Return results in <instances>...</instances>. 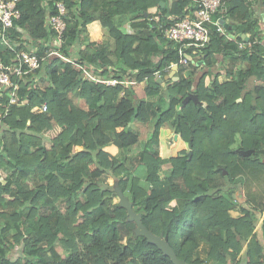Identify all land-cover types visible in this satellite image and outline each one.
I'll use <instances>...</instances> for the list:
<instances>
[{"label": "trees", "instance_id": "trees-1", "mask_svg": "<svg viewBox=\"0 0 264 264\" xmlns=\"http://www.w3.org/2000/svg\"><path fill=\"white\" fill-rule=\"evenodd\" d=\"M59 1L67 27L55 43L50 18L59 13ZM190 1L18 0L21 16L6 39L0 35V59L15 65L22 50L43 59L38 68L12 75L17 102L10 103L13 87L0 86V175L12 169L0 180V264H133L138 257L142 264H175L137 233L128 206L114 201L120 193L190 264H235L245 242L246 264H264L256 230L261 215L248 204L251 194L241 215L231 212L242 182L237 175L244 173L249 190L264 179V34L252 0H224L225 31L210 25V42L196 53L186 50L191 59L179 65V79L158 82L180 59L163 26L169 16H185ZM96 19L107 29L101 42L89 37L88 24ZM239 26L249 40L229 38ZM218 53L241 66L226 71L229 80L216 72L207 84ZM203 54L206 71L187 75ZM140 74L150 84L145 98L131 83ZM113 78L114 85L101 81ZM149 119L154 138L137 161L105 149L114 144L123 153L139 141L131 127ZM167 122L188 149L164 173L168 159L155 146ZM56 126L57 134L44 135ZM261 229L264 236V218Z\"/></svg>", "mask_w": 264, "mask_h": 264}, {"label": "built area", "instance_id": "built-area-1", "mask_svg": "<svg viewBox=\"0 0 264 264\" xmlns=\"http://www.w3.org/2000/svg\"><path fill=\"white\" fill-rule=\"evenodd\" d=\"M195 1L197 8L193 15L173 16L163 26L165 36L174 41L178 46L180 55L178 64L183 66L188 65L191 59V55L186 52L188 48L192 49L193 53H196L197 50L210 42V25H215L220 31H225V26L221 22L225 13L224 0ZM17 3L18 0H0V35L4 39H6L5 35L7 31L14 26L15 21L21 16ZM57 6L59 13L50 18L51 25L57 33V37L54 40L55 43H58L62 38L67 27L66 21L62 16L66 12V6L62 1H59ZM218 12H221V15H217ZM155 18L159 21L161 17L158 14L155 15ZM55 53H58V51ZM42 59L43 57L36 50H22L18 52L15 65L7 64L0 59V86L3 89L13 87L9 91L10 103L18 101L16 95L18 86L13 82L12 75H20L25 71L28 72L38 68ZM101 81L114 85L118 82V79H102ZM41 109L43 111L48 109L46 101L42 103Z\"/></svg>", "mask_w": 264, "mask_h": 264}, {"label": "crops", "instance_id": "crops-1", "mask_svg": "<svg viewBox=\"0 0 264 264\" xmlns=\"http://www.w3.org/2000/svg\"><path fill=\"white\" fill-rule=\"evenodd\" d=\"M149 1H153V0H149ZM162 5L164 3H161ZM252 7H253V10L255 12V14L257 15L258 19H259V23H260V28L262 29V32L264 34V3L261 1V0H252ZM197 8V5H196V1L195 0H191L190 1V4L187 8V13L186 14H191L193 15L195 10ZM151 11L155 12L156 11V7H152L151 8ZM157 13V14H156ZM160 15L161 17V14L160 12H155V15ZM155 15L153 16V18L158 21L156 18H155ZM173 16H169L168 17V20L169 18H171ZM167 20V21H168ZM225 22H229L230 23V20L227 19ZM158 25L161 27V25L163 26L162 22L158 21L157 22ZM129 25V24H128ZM130 28V27H129ZM106 28H104L101 24H100V21L98 19L92 21L90 24H88V32H89V37L91 40H95L97 42H101L103 41L105 35L107 34V29L105 31ZM235 33H228V36L230 39L236 41L237 40V36L239 34H242L244 33L243 32V29L241 26L239 27H236L235 28ZM246 34V40H247V37L250 38V34L249 33H245ZM264 39V38H263ZM264 41V40H263ZM243 44V42H239V45L241 46ZM204 55V54H203ZM202 55V56H203ZM203 58V57H202ZM198 60H201V59H198ZM197 60V61H198ZM196 61V60H195ZM197 61L195 62L197 64ZM205 64L204 63H200V64H197L198 66L200 67H197V68H191V69H188L185 71V73L188 75V74H192L193 76H197L199 73L203 72V71H206V68H203L202 66ZM239 66H241V62L238 61V62H232V60H230V58L228 56H224L222 55L221 53H218L216 54V61L213 65V67L211 68V71L213 72L212 74L208 75L207 78H206V83L209 84L211 83L212 79L214 78L216 72L220 73L221 76L220 78L223 79V80H229L230 78L227 76L226 74V71L227 70H231L233 72H235V70H237L239 68ZM197 69V70H196ZM246 69L248 70L249 68L246 67ZM196 70V71H195ZM173 69H172V66L170 69H168L167 73L165 74L164 77H161L159 76L157 78V81L158 82H162L163 80H168V79H172L171 77V73H172ZM177 72H178V69L175 70L174 74L173 75H176V76H179L177 75ZM185 74V75H186ZM160 78L162 80H160ZM173 80V79H172ZM141 83V84H146L147 86L143 85L144 86V89H148L150 87V84H149V81H148V77L147 75H136L135 78H133V81H131V83L134 84V87H135V91L137 93V96L140 97V98H143L141 97L139 94H138V89H137V85L138 83ZM252 82H255V83H259L260 80L259 79H255V78H252ZM165 83H163L164 85ZM167 85V83H166ZM164 85V86H166ZM146 95V94H145ZM145 98V96H144ZM241 100V98L239 99ZM139 127H141V124L140 126L136 127V129L139 130ZM133 128H135L133 126ZM176 138H177V135H176ZM116 146V145H115ZM118 148V146H117ZM94 168V167H92ZM7 171V170H6ZM237 176H239V178L242 179V182L239 183V185H241L242 187L240 189H238V192L237 194L234 193L236 199H237V202H236V207L231 211L232 214L234 216H239L241 215V207L244 206V203H245V200L247 197H249L248 195L251 194V203H248L251 207L253 206H256L257 207V210H256V213L258 215H261L260 216V219L256 225V230L259 232L260 234V239L264 242V236H263V232H262V229H261V224H262V221H263V218H264V210L260 209L259 206L264 204V198H262V195L259 191L255 190L254 188H252L251 190L248 189V193H246V189H244V173H239ZM238 187V184L235 186V188ZM258 188V183H257V186ZM255 187V188H256ZM256 188V189H257ZM241 194L244 196V197H241ZM256 195H261V198H257ZM241 200H244L243 202H241ZM246 245H247V242L244 243V246H243V250L239 256V261L238 263L240 262L241 264H246V257H245V250H246ZM237 263V264H238ZM236 264V263H235Z\"/></svg>", "mask_w": 264, "mask_h": 264}, {"label": "rangeland", "instance_id": "rangeland-1", "mask_svg": "<svg viewBox=\"0 0 264 264\" xmlns=\"http://www.w3.org/2000/svg\"><path fill=\"white\" fill-rule=\"evenodd\" d=\"M105 31H106V29H105ZM143 85L147 86L146 84H141L139 82L137 85V89H138V94L144 98L146 91H147V88L144 89ZM164 85H166V83ZM80 104L82 106H85L84 101H80ZM59 130H60V127L56 126L52 130H44V135L46 137H53L55 134L58 133ZM131 131L135 135L139 136V138H138L139 141L136 142V144H134L131 147H129L128 149L124 150L123 153H121L120 149L117 148V146H115L114 144L107 145L105 149L110 151L112 154H115V155L119 154L121 157H126V159L128 161L130 160V161H132V163H134L135 161H137V159L139 157L138 156L139 152H140V150L143 149V146L145 144H148V142H151V140L154 138L151 135L153 132V120L149 119L146 123L141 124V127H139V130L136 129V127L135 128L131 127ZM176 135H177V138H176ZM159 140H160V143H159V145L155 146V148L158 150L159 154L162 157H165L168 159L167 162L162 165L163 172L166 173V171H170L179 165L181 157L183 156L182 150L188 149V144L183 139H181L180 135L174 133L173 126L171 124H169V122L165 123L161 127L160 132H159ZM46 143H47V145L50 144L49 141H47ZM148 145H150V144H148ZM77 148H79V147H77ZM10 170H12V169L8 168L7 171L2 170V175H0V180L3 183L6 182V175L8 174V172ZM141 175L144 176L143 174H141ZM220 180H222V179H220ZM108 181L111 184L114 183V180L111 177L108 179ZM222 183H224L223 180H222ZM246 183H248V181ZM246 183L244 185V189H246V193H248L249 187H248V184H246ZM241 187L242 186L238 184V187L235 188L234 193L237 194L238 189H240ZM256 188H255V190L259 191L262 195V198H264V179H262L260 181V183L258 180V188L257 189ZM62 193H63V191L60 192V194H62ZM261 195H256V197L261 198ZM6 196L9 197V193H7ZM241 197H244V196L241 194ZM114 201L115 202L120 201L123 204H124V202L129 203L127 196L124 194H121V193L114 198ZM243 201L244 200H241V202H243ZM31 215L37 216L36 211H33L31 213ZM59 251H60V254L63 256H66L68 254V252L65 249H63L62 247H59ZM133 261H134L133 264H142L141 259L139 257L134 259ZM240 262L239 263L237 262V263L241 264Z\"/></svg>", "mask_w": 264, "mask_h": 264}, {"label": "water", "instance_id": "water-1", "mask_svg": "<svg viewBox=\"0 0 264 264\" xmlns=\"http://www.w3.org/2000/svg\"><path fill=\"white\" fill-rule=\"evenodd\" d=\"M161 3H163V1H161ZM221 22L224 25L228 24L227 22H225V19H221ZM242 37L246 38V34L243 33ZM247 40H249L248 37H247ZM204 62H205V54L203 55V58L201 60L197 61V64L204 63ZM178 68H179L178 63H175L172 65L173 71L171 73V77L174 81L179 79V76L173 75L175 70ZM160 80H162V79L160 78ZM192 97H194V99H196L197 95L193 94ZM185 100H187V98ZM225 172H226V170H225ZM124 204L128 206L129 213H130L131 217L134 218L135 220H137V223H138L137 233L138 234L144 235L147 238L148 242L157 245L166 255L170 256V258L172 259V261L175 264H190L186 260L178 257V255L176 254V252L174 251V249L172 248V246L168 242L167 238H163L159 235H156L151 230H149L148 227L144 223H142L140 215L134 211L130 202L129 203L124 202Z\"/></svg>", "mask_w": 264, "mask_h": 264}]
</instances>
